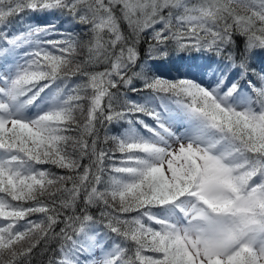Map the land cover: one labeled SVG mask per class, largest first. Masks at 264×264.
<instances>
[{"label": "snow or ice", "instance_id": "snow-or-ice-1", "mask_svg": "<svg viewBox=\"0 0 264 264\" xmlns=\"http://www.w3.org/2000/svg\"><path fill=\"white\" fill-rule=\"evenodd\" d=\"M38 248L264 264V0H0V264Z\"/></svg>", "mask_w": 264, "mask_h": 264}, {"label": "trees", "instance_id": "trees-1", "mask_svg": "<svg viewBox=\"0 0 264 264\" xmlns=\"http://www.w3.org/2000/svg\"><path fill=\"white\" fill-rule=\"evenodd\" d=\"M53 170H54V171H57V172H60V170H58V169H53ZM39 252H40V249L38 248V249H37V256H36V258L34 259L33 264H41V261H43L44 264H46L47 256H43V257H41V256L39 255Z\"/></svg>", "mask_w": 264, "mask_h": 264}]
</instances>
